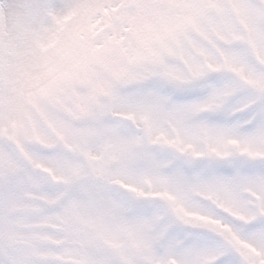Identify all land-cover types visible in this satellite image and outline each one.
Segmentation results:
<instances>
[{
	"label": "rangeland",
	"instance_id": "rangeland-1",
	"mask_svg": "<svg viewBox=\"0 0 264 264\" xmlns=\"http://www.w3.org/2000/svg\"><path fill=\"white\" fill-rule=\"evenodd\" d=\"M13 2L0 0V207L20 221L55 216L61 239L47 258L119 264L87 250L81 232L122 264H205L198 237L221 241L242 264L264 255L245 231L264 220V147L224 137L202 118L207 106L163 93L182 82V61L129 46L184 32L241 42L223 0H36L24 25ZM113 32L123 48L84 47Z\"/></svg>",
	"mask_w": 264,
	"mask_h": 264
},
{
	"label": "snow or ice",
	"instance_id": "snow-or-ice-1",
	"mask_svg": "<svg viewBox=\"0 0 264 264\" xmlns=\"http://www.w3.org/2000/svg\"><path fill=\"white\" fill-rule=\"evenodd\" d=\"M36 0H14L12 19L24 25L36 13L31 9ZM228 8L225 19L232 21L230 34L239 36L241 42L217 43L204 34L199 38L190 33H174L157 45L148 41H129V46L146 50L162 58V53L182 61L185 70L178 73L180 83L164 88L172 92L171 99L189 108L207 106L210 111L203 119L220 126L224 137H240L264 147V0H223ZM63 0H54V7H61ZM98 7H107L99 3ZM236 18L242 25L235 22ZM3 17L0 22H7ZM220 36L224 33L221 31ZM84 47L89 52L116 47L115 32L104 41L85 37ZM244 81L259 85L258 89L245 86ZM159 88V84L150 85ZM175 91H172V90ZM264 172V168L259 169ZM226 171V170H225ZM55 216L41 211L25 221L13 217L0 207V264H59L48 259L56 253L55 242L61 234L54 230ZM255 246L264 250V220L245 229ZM207 245L211 257L205 264H242L231 248L209 237L194 238ZM190 239L188 243H191ZM243 264H264V255L247 259Z\"/></svg>",
	"mask_w": 264,
	"mask_h": 264
},
{
	"label": "trees",
	"instance_id": "trees-1",
	"mask_svg": "<svg viewBox=\"0 0 264 264\" xmlns=\"http://www.w3.org/2000/svg\"><path fill=\"white\" fill-rule=\"evenodd\" d=\"M83 238L88 249L99 248L98 242L93 237L83 236Z\"/></svg>",
	"mask_w": 264,
	"mask_h": 264
},
{
	"label": "bare ground",
	"instance_id": "bare-ground-1",
	"mask_svg": "<svg viewBox=\"0 0 264 264\" xmlns=\"http://www.w3.org/2000/svg\"><path fill=\"white\" fill-rule=\"evenodd\" d=\"M254 184H257L258 183V181L257 182H253ZM216 187H214V189H215Z\"/></svg>",
	"mask_w": 264,
	"mask_h": 264
}]
</instances>
